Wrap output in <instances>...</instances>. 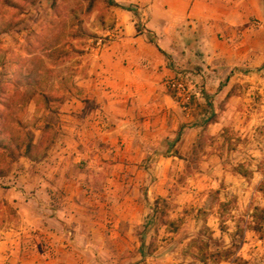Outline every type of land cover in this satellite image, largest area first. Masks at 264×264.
I'll return each instance as SVG.
<instances>
[{
    "label": "rangeland",
    "instance_id": "rangeland-1",
    "mask_svg": "<svg viewBox=\"0 0 264 264\" xmlns=\"http://www.w3.org/2000/svg\"><path fill=\"white\" fill-rule=\"evenodd\" d=\"M127 13L120 0H0V241L21 195L73 216L46 246L58 264H264V19L248 24L261 50L211 93L198 67L179 70L194 88L183 106L168 91L190 119L173 135H71L70 117L94 107L81 86L92 51Z\"/></svg>",
    "mask_w": 264,
    "mask_h": 264
},
{
    "label": "crops",
    "instance_id": "crops-1",
    "mask_svg": "<svg viewBox=\"0 0 264 264\" xmlns=\"http://www.w3.org/2000/svg\"><path fill=\"white\" fill-rule=\"evenodd\" d=\"M120 1L135 5L139 15H121L117 41L92 51L88 78L81 86L94 107L77 112L82 107H73L71 135L109 132L128 139V146L144 136L173 135L190 119L169 94L167 79L198 67L195 82L204 80L211 93L237 76L234 67L261 50V30H249L248 24L264 19V0ZM14 198L19 223L0 241V264H58L55 249L46 246L58 240V229L72 234L73 225L68 224L73 216L60 223L58 210L28 209L25 201L20 204L21 195ZM42 212L54 213L57 219ZM20 234L27 243L22 254Z\"/></svg>",
    "mask_w": 264,
    "mask_h": 264
},
{
    "label": "built area",
    "instance_id": "built-area-1",
    "mask_svg": "<svg viewBox=\"0 0 264 264\" xmlns=\"http://www.w3.org/2000/svg\"><path fill=\"white\" fill-rule=\"evenodd\" d=\"M165 86L168 90L175 93L182 106L187 104L190 99V93L194 88L190 74H178L173 78L167 79Z\"/></svg>",
    "mask_w": 264,
    "mask_h": 264
},
{
    "label": "trees",
    "instance_id": "trees-1",
    "mask_svg": "<svg viewBox=\"0 0 264 264\" xmlns=\"http://www.w3.org/2000/svg\"><path fill=\"white\" fill-rule=\"evenodd\" d=\"M113 5H114V3H112ZM60 100V98H58V101ZM34 147H32V145H27L26 146V149H25V155L26 156H30V154H31V151H33L34 149H33ZM260 191L264 194V187H262V188H260ZM264 211L263 210H260V213H263ZM261 217L259 216V219H260Z\"/></svg>",
    "mask_w": 264,
    "mask_h": 264
}]
</instances>
